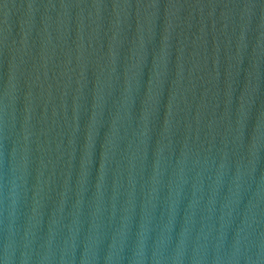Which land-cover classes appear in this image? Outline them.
I'll return each instance as SVG.
<instances>
[{
	"label": "water",
	"instance_id": "water-1",
	"mask_svg": "<svg viewBox=\"0 0 264 264\" xmlns=\"http://www.w3.org/2000/svg\"><path fill=\"white\" fill-rule=\"evenodd\" d=\"M0 264H264V0H0Z\"/></svg>",
	"mask_w": 264,
	"mask_h": 264
}]
</instances>
